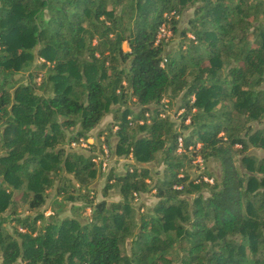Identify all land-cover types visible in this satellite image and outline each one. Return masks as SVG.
<instances>
[{
	"label": "trees",
	"instance_id": "1",
	"mask_svg": "<svg viewBox=\"0 0 264 264\" xmlns=\"http://www.w3.org/2000/svg\"><path fill=\"white\" fill-rule=\"evenodd\" d=\"M108 112L96 135L133 161L95 200L92 153L66 144ZM187 151L217 161L211 183L178 175ZM0 264H264V0H0Z\"/></svg>",
	"mask_w": 264,
	"mask_h": 264
},
{
	"label": "rangeland",
	"instance_id": "2",
	"mask_svg": "<svg viewBox=\"0 0 264 264\" xmlns=\"http://www.w3.org/2000/svg\"><path fill=\"white\" fill-rule=\"evenodd\" d=\"M191 13V7L185 9L182 13H180L177 18H178V22H177V28L178 30L180 28H183L185 25H186V19L187 17L190 15ZM165 29H164V35L162 36L163 39L167 40V42L164 43V48L166 50H170V49H175L179 42L182 41V36L179 35L178 31L174 32V33H170L169 29H168V25L165 24ZM187 36H191L190 33H187ZM122 48L124 49H127V45L125 42L122 43ZM202 62H205L206 63V58L203 57L202 58ZM179 93L177 94H174V95H171L169 97V95L165 94L162 98H161V101L163 102V106L165 104V109H164V113H167L169 118L171 120L174 121V125H177V123L179 122V119H180V114L181 112L183 111L181 108H178V104H179ZM169 103L167 104L166 102ZM107 114V115H106ZM100 120H99V124L103 123V127L106 125L107 121L110 120L108 119L107 121H105L107 118H111V114L106 113ZM187 119H185V122ZM250 123H252L253 125H256L254 121H250ZM97 126V125H96ZM96 127H94L93 129H91L93 132H96L95 129ZM115 129H113V126L111 127V132H114ZM104 133V134H103ZM102 134L105 135L107 134L106 131L103 132ZM89 135V134H88ZM92 136V135H91ZM111 134H108V139L109 141L107 142L108 145H109V151H110V154L107 156V161H106V166L105 168L101 171L99 170L98 174L96 175V178L94 179V181L91 183L93 185V196H94V199L97 200V199H100V198H105L107 200H110V199H115L117 198V195L115 194L114 190L112 189V187H108L105 189V193H102V187L103 185L105 184V174L107 172V170L109 168H113L114 170L118 171V172H121L123 171L126 167H127V162H130V161H133V158L131 157L130 153H128V155L126 156H122V155H116L114 150H113V139L111 138ZM94 137V136H93ZM87 140L89 142H92V144H99L98 141H99V138L98 140L96 141L94 138L92 139V137H86ZM105 139V137H104ZM200 145V142L199 141H195V143L193 144V147L190 149H194L195 150V146H198ZM67 146V145H66ZM76 147H74L75 149ZM79 150H83L85 151L86 153H95L97 152V146H94V147H78ZM249 152H252L256 155H260L263 153V150L261 148H254L252 146H250L248 148ZM187 155L188 156H191V159H190V162L189 163H186L185 166L182 167V173L185 171L186 172V175H187V178L189 179H193L198 176L199 174H201L202 170H205L206 168L216 172L218 170V164H217V161L214 160V159H208L206 161H203L202 159L200 160H196L195 156L191 155L190 151H187ZM150 168V172L153 176H156L157 174H159L161 168H162V165L161 163H157V162H149L147 164ZM157 172V173H156ZM148 181V180H147ZM196 182V181H195ZM53 193V190L52 189H49L48 190V198L52 195ZM75 196L76 193L72 192ZM156 200V196L153 195V189H151V191H145V192H142V193H135L133 194V198H132V203L135 207L138 208V211L142 212L144 210L146 211H149L151 209V206L152 204L154 203V201ZM81 200L76 198L73 203H80ZM45 205H42L40 208L41 210L44 212V214H48L49 211H48V207L46 205V203H44ZM70 202L69 201H66L65 203V209L62 210L60 212V214H68V213H71V208H70ZM51 210V209H50ZM88 208L86 207L84 209V211L82 212L83 215H85L87 212H88ZM3 225H5L6 227L9 228V223H6L4 222ZM127 243V242H126ZM127 248V246H126Z\"/></svg>",
	"mask_w": 264,
	"mask_h": 264
},
{
	"label": "built area",
	"instance_id": "3",
	"mask_svg": "<svg viewBox=\"0 0 264 264\" xmlns=\"http://www.w3.org/2000/svg\"><path fill=\"white\" fill-rule=\"evenodd\" d=\"M164 25L165 24H161L159 26V29H158V32H157V37H162L164 35V33H165L164 32V29H165V26ZM162 60H164V58ZM164 107H165V104H164ZM163 114L164 113H160V115H163ZM138 122H141V120H138ZM115 128H116V126L114 125L113 126V129H115ZM102 133L98 136V138H99L98 143L99 144L95 143V146H97V152L92 153L91 154V157H90L91 161L95 162L97 164L99 170H101V171L105 168L106 161H107V156L110 154L109 145H108V143L104 139V135H103L104 133L103 134ZM90 143H92V142H89L86 137L85 138L79 137L76 140H70L69 142H67L66 145L68 147H71V148H74V147H76V148H78V147H80V148H82V147H84V148L85 147H88L89 148V146H90L89 144ZM198 146H195V149H197ZM192 147H193L192 144H189L187 146L188 149H191ZM175 150L177 152H180V151H183L184 150L183 143H182V136L180 134L177 135V137H176V147H175ZM194 156H195L196 160H199V159L201 160V157L199 156V154H195ZM128 169L131 170V168H128ZM181 171H182V168L179 169V172H178V175L179 176L182 175V172ZM199 178H201L202 180L207 181L209 183H211L212 180H213L212 179V176H207L206 174H201L200 177L196 176L194 178V181H197ZM174 186L175 187H179L178 185H174ZM133 194H135V193H133Z\"/></svg>",
	"mask_w": 264,
	"mask_h": 264
},
{
	"label": "crops",
	"instance_id": "4",
	"mask_svg": "<svg viewBox=\"0 0 264 264\" xmlns=\"http://www.w3.org/2000/svg\"><path fill=\"white\" fill-rule=\"evenodd\" d=\"M109 114H110V112H109ZM105 115V114H104ZM103 115V116H104ZM107 115V114H106ZM102 116V117H103ZM108 119H110V116H109V118H107L105 121H107ZM104 123V122H103ZM103 123H101V124H99V122L97 123V126H95L96 128V132H93L92 130H90V132H89V135L87 136V137H92V139L94 138L96 141L98 140V136L96 135L97 134V130H99L100 128H102L103 126ZM92 135V136H91ZM94 136V137H93ZM111 138H112V136H111ZM48 207V206H47ZM48 211H49V213L51 212V210H50V207H48ZM44 213V212H43Z\"/></svg>",
	"mask_w": 264,
	"mask_h": 264
}]
</instances>
